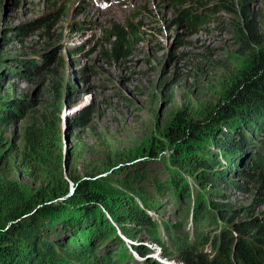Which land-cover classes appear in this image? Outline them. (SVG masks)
Returning a JSON list of instances; mask_svg holds the SVG:
<instances>
[{
  "label": "rangeland",
  "instance_id": "1",
  "mask_svg": "<svg viewBox=\"0 0 264 264\" xmlns=\"http://www.w3.org/2000/svg\"><path fill=\"white\" fill-rule=\"evenodd\" d=\"M190 2L205 4L192 8L198 23L191 25L175 23L179 8L169 0H0V131L10 146L4 163L9 178L26 193L46 185L45 176L24 171L16 154L23 127L50 112L59 119L65 174L92 178L127 163L147 179L138 187L148 195L157 196L158 184L164 188L154 207L138 206L165 252L148 240L151 231L131 224L132 233L125 235L110 221L108 235H102L105 228L94 231L92 246L80 247L90 253L87 264H179L173 257L177 245L202 247V236L223 230L246 236L235 227L246 217L255 223L264 218V188H258L249 164L228 169L219 159L221 178L200 188L162 158L168 150L161 129L170 116L183 106L215 102L223 96L221 82L242 77L254 52L264 50V0L247 2L259 34L253 50L238 43V13L222 10L216 0ZM126 23L137 29L132 54L122 61L105 59L100 51L107 47L108 29ZM82 113L86 119L80 122ZM157 146L162 154L149 156ZM243 147L231 156L264 157V131ZM169 176L180 181L172 196L166 191ZM219 191L223 198L215 195Z\"/></svg>",
  "mask_w": 264,
  "mask_h": 264
},
{
  "label": "trees",
  "instance_id": "2",
  "mask_svg": "<svg viewBox=\"0 0 264 264\" xmlns=\"http://www.w3.org/2000/svg\"><path fill=\"white\" fill-rule=\"evenodd\" d=\"M169 1L179 8L175 23H198V18L194 17L197 10L192 8L199 9L205 4L190 0ZM248 1L239 0L238 6H233V0H216V5L227 12L238 13L242 21L241 27L234 26L238 43L253 50L251 43H260L257 29L249 18ZM137 43L136 27L130 23L112 24L106 34L107 47L100 53L109 61H122L132 54ZM254 53L251 67L242 77L221 82L223 96L213 103L199 102L186 109L183 106L162 126L168 150L167 156H162L165 163L169 168L177 167L191 175L200 188L221 178L225 169L216 166L219 159L226 160L228 169L229 164L234 167L240 164L248 167L249 164L256 169L258 188H264L263 155L257 152L231 156L241 149L245 151V146L241 147L255 136V132L264 131V50ZM85 117L80 114V122ZM59 132L57 113L54 116L50 112L23 127L16 154L19 165L28 175L47 179L46 185L26 193L6 173L4 163L9 157L10 146L0 131V264H87L84 260H90V253L80 247L92 246L90 236H94V231L102 233L105 228L102 235H108L110 221L125 235H130L134 228L152 230L153 222L147 221L149 218L138 204L154 207L164 188L158 184L155 187L157 196L148 195L138 187L147 179L127 163L111 166L106 174L92 178L65 174L61 170ZM162 151L163 147L157 146L148 155H161ZM67 180L74 185L72 193L60 202L44 204L50 196L65 192ZM178 181L169 176L166 191L170 196L177 193ZM215 195L223 198L222 191ZM36 204L42 205L31 211ZM227 205L225 201L221 206ZM201 210L199 213L204 207ZM251 219L246 217L240 227H235L248 235L238 237L223 230L215 236H202L204 246L181 248L177 245L174 259L182 264H264V218L258 223ZM131 224L134 227L129 229ZM147 236L160 252L166 251L165 244L152 231ZM144 251L152 250L145 248Z\"/></svg>",
  "mask_w": 264,
  "mask_h": 264
},
{
  "label": "water",
  "instance_id": "3",
  "mask_svg": "<svg viewBox=\"0 0 264 264\" xmlns=\"http://www.w3.org/2000/svg\"><path fill=\"white\" fill-rule=\"evenodd\" d=\"M82 178H85V177H82ZM67 188L65 190V192H62L56 196H50L48 199H46V201L44 202V204H54L56 202H60L62 200H65V198H67L73 191V183L70 181V180H67ZM43 204V203H42ZM42 204H36L34 208H32L31 211H33L34 209L37 208V206H41Z\"/></svg>",
  "mask_w": 264,
  "mask_h": 264
},
{
  "label": "bare ground",
  "instance_id": "4",
  "mask_svg": "<svg viewBox=\"0 0 264 264\" xmlns=\"http://www.w3.org/2000/svg\"><path fill=\"white\" fill-rule=\"evenodd\" d=\"M159 249V248H158ZM159 251H161L160 249H159ZM180 264V263H179Z\"/></svg>",
  "mask_w": 264,
  "mask_h": 264
}]
</instances>
